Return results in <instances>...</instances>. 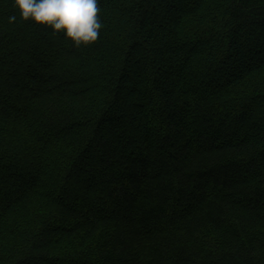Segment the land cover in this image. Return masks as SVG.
<instances>
[{"label":"trees","instance_id":"16d2710c","mask_svg":"<svg viewBox=\"0 0 264 264\" xmlns=\"http://www.w3.org/2000/svg\"><path fill=\"white\" fill-rule=\"evenodd\" d=\"M99 7L0 0V264H264V0Z\"/></svg>","mask_w":264,"mask_h":264},{"label":"clouds","instance_id":"9594fccd","mask_svg":"<svg viewBox=\"0 0 264 264\" xmlns=\"http://www.w3.org/2000/svg\"><path fill=\"white\" fill-rule=\"evenodd\" d=\"M14 6L23 21L63 34L77 48L96 44L103 28L99 0H14Z\"/></svg>","mask_w":264,"mask_h":264}]
</instances>
